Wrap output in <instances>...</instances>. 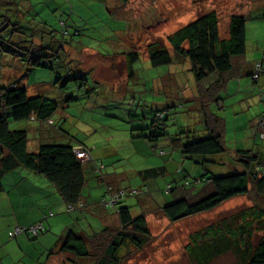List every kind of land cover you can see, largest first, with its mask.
Segmentation results:
<instances>
[{
	"label": "crops",
	"instance_id": "1",
	"mask_svg": "<svg viewBox=\"0 0 264 264\" xmlns=\"http://www.w3.org/2000/svg\"><path fill=\"white\" fill-rule=\"evenodd\" d=\"M17 1L20 4V11L14 9V12L18 13L16 15L20 26L24 27L23 21L32 12L33 5H35L33 0H0V15H3L2 12L10 11V9L14 8ZM46 1L55 4L53 12H55L56 17L52 19H65L71 29L79 32V37L71 40L67 45L60 47L59 38L56 37L57 30L53 26L48 27L45 25L46 22L43 20L42 24L48 28H43L42 33L47 34V36H42L43 38H40L41 42L35 38V43L39 45L44 43L43 48L50 47L52 50L61 48L58 57L59 62L63 66L60 72L61 74L65 73L64 77H62L69 76L70 80L74 77L77 79L83 77L86 83L88 81L91 83L89 87L85 86L86 89L88 88L91 91L96 88L100 89L98 94L105 97L108 101L105 105L106 113L117 112L116 109H123L124 105L121 101L129 96V93L133 92V89L129 86L134 85L131 82L135 83L139 79V76H137L139 74L138 71L140 69L148 71L153 68L152 66H150L151 68L146 67L148 60L142 59L138 51L128 47L122 38L127 33L140 32L142 26L135 24L136 19L134 17L136 13H142L141 10L146 8L148 0H71L70 3L68 0L63 5L65 8H61L60 10L58 8L62 0H40L36 4H43ZM156 2L158 3L159 1L156 0ZM77 4H81L88 10L92 6L100 9V11L91 10L94 13V15H90L92 24L90 25L89 21L86 22V29H84L82 24L78 23L79 21L65 15L67 6L74 12ZM238 6L239 10L236 15L243 16L245 19L248 15L264 16V0H243V3ZM190 7V5H185V9L168 23L167 32H175L192 22L198 16H194V9ZM176 9H178V6H176ZM143 12L145 13V11ZM99 19H101V33L105 34V37L110 35L112 37L110 42L108 40L111 37L107 40L105 39V41L103 40V48H101V43L95 46L96 41L89 36L83 35L98 32L93 25V20L100 22ZM25 28L28 29V26H25ZM49 33L53 35L52 40L48 37ZM245 34V53L241 58L234 60L233 71L226 76L224 87L218 94V108L221 109L218 116L223 120V143L226 151L222 155L217 156L213 164H209L208 168L211 172L219 173L220 175H226L233 170L242 171L240 164L237 161L234 162L236 160L234 159L235 153L238 151L250 152L257 157L259 163L264 165V136L262 138L260 136L261 133H264V36L261 34L257 39L248 43L247 29ZM50 41L53 42H51V45ZM130 52L138 54V60L134 64L132 63L133 69L138 63L140 65L143 63V66H145L144 69L142 67H139L138 70L137 68L134 69V75L129 73V66L131 64L127 61V54ZM170 56L172 62L168 67L173 69H170L166 73L164 80L161 81L159 79V83L155 78H151V84L148 88L149 94L152 96L155 95L154 93H158L159 89L164 90L165 98L159 99V102H144L143 107H149L152 110L164 109L168 106L173 108L176 105L187 102L192 103L189 108L190 110H194V108H197L195 101L197 93L194 86L192 88L187 86L189 81L191 85L193 83L191 76L189 79L187 78V64L184 60L175 57L172 52ZM99 59L102 62H108L109 69L112 67V73L116 72L114 65L123 62L126 75L124 79L126 82L121 89L117 90L116 84L113 87H108L100 80H97L98 71L95 67L96 65L88 66L86 60L98 62ZM257 63L261 64L263 72L256 81H253L252 74L254 66ZM187 90L189 93H186ZM143 93L145 94V91ZM65 102H67V99ZM139 105L137 104L138 107ZM63 108L65 107H61L60 105L57 113H55L59 115V118L56 120L52 119L53 114L46 122H20L16 130L22 129L26 131L27 135H32L27 143L28 152H36L44 144H62L86 149L90 158L84 166L85 184L79 203L76 208L68 211L67 204L61 199L52 184L43 176L24 168H16L2 173L0 175V264H98V259L109 245L108 242L112 238L114 239L115 235L121 230V223L116 214L117 206L105 205V201L108 200L109 187L113 191L117 189L128 190L147 187L148 194L136 198L138 200L137 204L141 206L142 212L138 214L140 215L150 208H152L151 210L156 209L159 211V207L161 206H158L154 197L156 195L153 194H166L165 196L167 197H163V202L169 201V196L170 202L177 198V194L173 195L170 192H163V189L169 185L166 183L165 176L172 174L174 175L171 180L172 183H179L184 177H187L186 175L196 176L200 173L199 168L192 163L187 168L188 172L183 171L185 168L184 159H182L181 155L179 158L175 155V152L179 151V146L171 144L169 139H161L155 144L153 149L143 139L134 138V134L126 133L128 128L123 129L121 135H119V130L118 133H111V135L106 136L100 147L97 143L89 144L88 142H84L83 144L76 139H73L74 144H72L73 140L68 136L71 142L69 141L64 144L55 142L60 141L66 136V133L64 134L60 129V122L57 125L59 128L52 126L57 121L64 119L63 113H59ZM130 112V109L125 112L128 118ZM52 127L54 128L52 129ZM55 128L60 134L56 133V131H54L55 133L51 131L55 130ZM200 129L202 130V128ZM203 133L202 131L200 132V134ZM115 138L117 143L123 140L125 143L131 145L134 150L135 146H141L145 150L148 148L153 154H155L156 147L161 146L165 148V151L159 158L163 157L164 160H161L154 167H144L135 172H130V170L124 169L126 165L121 164L119 166L117 164L124 160L118 149L113 151L108 148V143L113 142ZM98 151L101 155L97 154ZM101 156L106 158L104 160L105 164L100 160H103ZM153 156L156 157V155ZM179 163L181 164L178 165ZM153 168H162L161 174L155 177L143 176L144 171ZM178 169L181 172H178ZM171 170L172 173H169ZM129 173H131L130 176ZM135 177L136 181L131 184L130 180ZM200 190V187H195L192 193H197ZM243 198L245 197H236L222 205L228 204L232 206L243 200ZM121 203L122 205L119 206L128 207L131 215V203L129 200L124 199ZM144 217L148 228L147 218L145 215ZM38 223L42 225L43 231L36 237L28 233L17 235L14 238L9 237L10 232L15 227L31 228ZM68 232H72L76 236L83 238L89 252L88 257L79 258L63 250L64 238ZM126 244L128 242H122L120 248H123ZM120 248L117 251L119 260L123 257L119 254ZM123 263H125L124 260L118 264Z\"/></svg>",
	"mask_w": 264,
	"mask_h": 264
},
{
	"label": "trees",
	"instance_id": "2",
	"mask_svg": "<svg viewBox=\"0 0 264 264\" xmlns=\"http://www.w3.org/2000/svg\"><path fill=\"white\" fill-rule=\"evenodd\" d=\"M2 14L0 15V45L9 42L3 38L4 33L2 32L22 34L25 31L20 26L17 17V21H12L8 14ZM59 23L61 25L57 34L60 36L58 39L60 47L79 37V32L71 29L66 22L60 21ZM245 25V17L231 15L227 24L226 37L223 38L219 34L217 14L209 12L197 16L192 22L171 33L165 39L173 55L184 60L187 64L186 72L191 76L197 93L195 101L200 113L203 134L200 132L198 134L193 129L182 131L178 135L167 134L165 128L167 117L174 114L173 109L176 106L154 110L147 107L149 112L134 114V116H139L136 126L130 130V132H135L134 138L143 139L153 149L161 139H169L171 144L179 146L182 159L196 165L200 170L198 175L192 176L194 177L192 181H188L187 178H191V176L186 175L182 184H169L163 189V192L167 193L168 191L173 195H178L172 202L159 207L161 215L170 223L208 213L233 198L250 196L251 189L257 196L264 197V165L259 163L257 157L250 152L238 151L234 157L236 160L232 159L240 164L242 171L233 170L226 175H220L211 172L208 168L217 156L226 151L223 143V120L211 111L210 105L219 103L218 94L224 87L226 76L233 71L234 60L241 58L245 53ZM38 33H41L38 36L41 39L42 36H47L42 31ZM23 35L30 36L32 39H35V35L37 36V34L29 35L26 32H23ZM52 36V33H49V39L52 40ZM51 42L50 45L53 43ZM43 44L32 43L30 47L28 45L25 55L18 53L20 61L26 63L28 67L48 69L57 76L59 81L64 80L65 73L61 74L60 72L63 66L58 57L61 48L52 50L50 47L43 48ZM9 46L7 51H11L13 48L12 45ZM17 47L26 48L20 45ZM147 53L149 64L153 68L169 66L172 62L170 52L163 44H150L147 46ZM136 60H138L137 53L127 54V61L131 64L129 73L132 75L135 73L132 63L134 64ZM73 80H76L75 84L76 87L78 86V90L82 88V91L89 90L85 87L88 83L83 77H79V79L74 77ZM64 81L67 82V80ZM65 82L63 87L66 85ZM67 101L74 100L72 96H69ZM59 107V103L44 96L29 97L26 89L16 83L7 87L0 86V175L16 168H24L43 176L55 187L61 199L67 204L68 211H71L72 208L77 207L81 198L85 184L84 166L87 161L80 160L73 152L74 147L70 145L44 144L36 152H28L26 131L12 129L10 126L11 123L27 121L46 122L57 112ZM131 113L132 111L129 113V117ZM81 149L87 152L86 149ZM87 154L90 158L88 152ZM160 155L163 153L161 152ZM161 172L162 168H153L144 171L143 176L155 177L159 176ZM178 172H181L180 169ZM195 187H200L201 190L192 193ZM130 190L144 191L135 198L148 194L147 187L117 189L116 191H124L123 199H125L126 193ZM122 201H118L115 205L121 230L114 239L112 238L113 240L108 242L109 245L98 259V264L120 263L117 251L122 242H128L140 249L149 241L150 232L144 214L132 217L128 207L119 206ZM254 217L256 220L258 219L257 224L264 230V211L255 214ZM243 219L244 217H240V220ZM224 230L223 235L221 234L223 228H207L206 234L214 232V236H211L209 240L205 238L193 240L192 246L186 247L187 255L194 264H210L213 257L228 253H232L234 256V264H264V235L254 244L251 239L250 224H236L234 228L228 226ZM41 231L43 228L38 234ZM196 237L200 238L198 235ZM63 250L79 258L89 256L83 238L72 232L65 235Z\"/></svg>",
	"mask_w": 264,
	"mask_h": 264
},
{
	"label": "rangeland",
	"instance_id": "3",
	"mask_svg": "<svg viewBox=\"0 0 264 264\" xmlns=\"http://www.w3.org/2000/svg\"><path fill=\"white\" fill-rule=\"evenodd\" d=\"M40 0H33L34 4L32 12L28 16L25 17L23 21V25L28 26V29L23 27V29L29 35H35L36 39L40 40V34L38 33L43 28L47 29L48 27L53 26L57 31L60 30V21L66 22L65 19H57L55 12L53 9L55 8V4L50 3L49 1L36 4ZM65 1H60V7L64 9L63 6ZM71 0H69L70 3ZM148 0L147 6L145 9L141 10L142 13H136L134 17L135 24L141 25V30L139 33H127L123 35L124 42L133 50L138 51L140 57L148 60L147 57V46L150 44H163V46L171 53V49L166 42V37L171 33L167 32L168 23L175 19L180 12L185 9V5L191 6V9H194L193 13L196 15H202L209 12H215L218 16L219 21V34L221 37L226 36L227 31V21L231 15H236L239 6L243 3V0ZM240 3V4H239ZM189 4V5H188ZM68 5V4H67ZM99 5V4H95ZM161 5V6H160ZM63 6V7H62ZM69 6V5H68ZM67 6V11H65V15L69 16L71 19H75L79 21L78 23L82 24L84 29H86V22L89 21L90 25L92 24V20L90 15H94L91 10L100 11L99 8L92 6L90 10L86 9L81 4H77L74 9V12L70 10V7ZM178 6V9H176ZM14 9H18L20 11V4L17 1L14 8L10 9V11H5L2 13L8 14V17H11L12 21H17L16 19L18 13L14 12ZM73 9V8H72ZM40 10V11H39ZM145 11V13L143 12ZM90 12V13H89ZM79 13V14H77ZM17 14V15H16ZM58 14V13H56ZM139 14V15H138ZM15 15V16H14ZM94 17V16H93ZM96 18V17H94ZM43 20L46 22L45 25L42 24ZM100 22L97 20H93V25L98 32L92 34L89 33L83 34L84 36L91 37L94 41H96L95 46H98L101 43V48H103L102 44L105 39H109L111 37L101 33V19ZM246 29H247V38L248 43L257 37L264 36V16H256V15H248L246 18ZM15 34L10 32H2L4 33L2 36L4 39L9 40V42H4L3 45H0V86L7 87L10 84L16 83L20 86H23L28 96H44L48 99L54 100L61 105V107H65L60 110V114L63 113L64 119L57 121L54 125L56 128H59L66 133L65 138H62L60 141H55L58 143H66L69 142L70 137L72 140L76 139L84 144V142H88L89 144L97 143L99 147L103 144L104 138L106 136L111 135V133H118L121 135L123 133V129L128 128L126 133H135L130 132L131 128L136 126V121L139 119V116H134V114H144L149 112V109L143 107L144 102H159V99L165 98V91L158 90V93H154L155 95L149 94L148 88L151 84V78H155L160 82L159 79L164 80L166 73L173 68H169L168 66H161L152 70H139V79L131 84L129 87L133 89V92L129 93L123 102V109H116L117 112H109L106 113V100L105 97L98 94L100 89H92L82 91L78 90V86L76 87V80H70L69 76L63 78L64 80H70L65 82L64 80L59 81L57 76L54 73H51L48 69L42 68H32L28 67L26 63L21 62L18 53L21 55H25V50L27 51L28 45L35 43L36 40L32 39V37H27V35ZM43 32V31H42ZM98 34V35H97ZM57 38H60L59 34H56ZM112 37L108 40H110ZM104 40V41H103ZM26 42V43H25ZM27 44V46H25ZM36 44V43H35ZM13 48L11 51H7L10 46ZM17 45L24 46L26 48L22 49L18 48ZM18 49V50H17ZM92 59V58H91ZM93 60V59H92ZM146 64V67H150L149 61ZM86 64L96 65V69L98 71L97 80H100L102 83L107 85L108 87H113L116 84L117 90L121 89L125 84V66L123 62L117 63L114 65L115 73H112V67L109 69L108 62H102L100 59L98 62L86 60ZM141 63H138L134 66V69H139L145 66ZM151 68V67H150ZM184 68V67H183ZM59 69L57 70V72ZM190 75H187L189 79ZM58 81V82H57ZM57 82V83H56ZM65 82V87H63V83ZM91 83L88 81V87ZM189 88H192L194 85L189 81L187 83ZM145 91V94L143 93ZM186 93H189L187 90ZM161 94V96H160ZM72 96L74 101L65 102V100ZM91 96V97H89ZM258 96V95H257ZM133 97V98H131ZM132 103V105H131ZM63 104V105H62ZM137 104H140L139 107ZM219 104V103H218ZM218 104H211L210 108L214 114L218 116V113L221 112ZM192 103L183 102L179 106L176 105L174 108V114L169 115L166 121V132L169 135H178L182 131L186 130H196L201 132L202 123L200 118V113L198 108H194L190 110L189 106ZM144 108V109H143ZM130 109L132 111L131 116L128 118L125 115V112ZM193 110V111H192ZM57 113V112H56ZM59 115L54 114L52 119L56 120ZM149 116V113H148ZM132 122H131V121ZM60 122V123H59ZM138 122V121H137ZM25 123V122H24ZM60 125H59V124ZM198 123H201L198 125ZM20 123H11L10 126L12 129L18 128ZM139 125L141 123H138ZM57 125H59L57 127ZM54 127H52L53 129ZM51 130L53 133L60 134L57 130ZM125 133V132H124ZM68 136V137H67ZM32 135L28 134L27 138L31 139ZM116 138L113 142L108 143V148L113 151L118 149L121 154L122 162L117 163L119 166L126 165L124 169L130 170V172H135L138 169H142L144 167H154L160 163L161 160H164L161 157L160 153H164L165 148L156 147L155 154L150 152L148 148L145 150L141 146H135V150L131 145L125 143V141H121L117 143ZM71 142V141H70ZM136 142V141H135ZM74 144V140L71 142ZM90 146V145H89ZM147 151V154H146ZM98 155L101 153L98 151ZM146 154V155H145ZM153 155H156L154 157ZM175 155L179 158V151L175 152ZM102 157V156H101ZM100 159L105 164L104 160L106 158L102 157ZM100 162V161H99ZM185 164L184 172H188L187 168L191 166V163L187 160L183 161ZM116 164V165H117ZM179 163L178 165H180ZM109 168V167H108ZM172 173V170L169 171ZM131 173H129L130 176ZM185 174V173H183ZM219 174V173H217ZM191 176V175H190ZM174 175L168 174L164 178L166 179V183L173 185L172 179ZM192 177H188V181H192ZM161 181V179H159ZM136 181V177L130 180V183ZM183 181H180L179 184H182ZM156 195L155 201L158 203V206H163V204L170 202V196L168 197L167 202H163V197H167L162 193L153 194ZM125 199H128L131 203L130 210L131 215L137 216L141 211V206L137 204V199L133 197L125 196ZM242 199V198H241ZM124 200V199H123ZM122 205V203L120 204ZM147 209L145 213H143L147 218L148 230L150 232L149 241L142 246V248L138 249L134 245L128 243L123 248H120L119 254L123 257L120 261L124 260L123 264H194L190 257L187 255V246H192L191 242L193 240H200L201 238H205L207 240L210 239L211 236H214L213 233L206 234L207 228H223L221 234L224 233V229L228 226L235 227V225L239 224H250L252 230V241L255 242L259 240L260 237L264 235V230L261 226L257 224V220L254 217L255 214H259L261 211H264V197L257 196L254 191L250 190V196L243 198V200L237 202L236 204L230 206L228 204L222 205L219 208H216L208 213L201 214L199 216H195L180 222L170 223L164 218L158 210ZM136 212V213H135ZM142 214V213H141ZM240 217H244L243 220H240ZM236 223V224H235ZM166 224V225H165ZM223 226V227H222ZM260 229V230H257ZM199 236L200 238L196 237ZM224 235V234H223ZM120 259V258H119ZM235 258L232 253L217 255L213 257L210 264H234Z\"/></svg>",
	"mask_w": 264,
	"mask_h": 264
},
{
	"label": "built area",
	"instance_id": "4",
	"mask_svg": "<svg viewBox=\"0 0 264 264\" xmlns=\"http://www.w3.org/2000/svg\"><path fill=\"white\" fill-rule=\"evenodd\" d=\"M254 75L252 76L253 81H256L259 77V75L263 72L261 64L257 63L254 66ZM261 138L264 136V133H261ZM73 152L76 154V156L82 160L83 162L87 161L89 159V156L87 152H84L80 147L74 148ZM144 191L140 190H130L127 194V196L135 197L138 195H141ZM168 192V191H167ZM108 200L105 201V205L108 206H115L118 201L123 200L124 197V191H112L111 189H108ZM126 196V195H125ZM71 210V208H69ZM42 229V226L40 223L34 225L31 228H24V227H15L9 234L10 238H14L17 235L23 234V233H29L33 237H36L38 235V232Z\"/></svg>",
	"mask_w": 264,
	"mask_h": 264
}]
</instances>
